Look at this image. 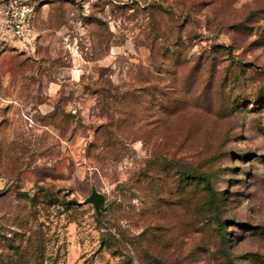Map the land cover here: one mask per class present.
Returning a JSON list of instances; mask_svg holds the SVG:
<instances>
[{"label":"rangeland","instance_id":"374dc122","mask_svg":"<svg viewBox=\"0 0 264 264\" xmlns=\"http://www.w3.org/2000/svg\"><path fill=\"white\" fill-rule=\"evenodd\" d=\"M33 1L0 43V264H219L216 208L264 264V0Z\"/></svg>","mask_w":264,"mask_h":264},{"label":"built area","instance_id":"2783aa9c","mask_svg":"<svg viewBox=\"0 0 264 264\" xmlns=\"http://www.w3.org/2000/svg\"><path fill=\"white\" fill-rule=\"evenodd\" d=\"M33 0H0V43L15 40L23 44L34 40Z\"/></svg>","mask_w":264,"mask_h":264},{"label":"trees","instance_id":"16d2710c","mask_svg":"<svg viewBox=\"0 0 264 264\" xmlns=\"http://www.w3.org/2000/svg\"><path fill=\"white\" fill-rule=\"evenodd\" d=\"M185 175L189 181L196 182V179H199V181H200V174H195V172L191 171L190 169L185 172ZM201 180H203L204 184H206V188L204 185H203V187L207 190L209 180H210V176L209 175H202ZM148 195H147V198H150L149 192H148ZM147 203H149V200H147ZM145 213H146V215L148 213L147 216H150L149 210H146ZM146 215H144V217L147 218ZM214 215H215V219H216L215 221H216V224L218 227L217 228L218 242H217L216 246H213L212 248H210V245H208V247H206L204 251L208 253L209 250H212V251L214 250L215 252H217V254L219 253L222 255L220 258H216L217 262L219 264H231L232 261L230 260V257L227 255V244H228V240L231 238L232 235L229 234L228 238H226V239L224 238L225 234L223 233V231L225 228L223 227V221H222L223 219L221 220L219 208L218 209L216 208ZM107 228L109 229V227H107ZM109 231H107V234L102 235L101 240H100V244L104 247L109 248L113 245H116L115 243H117V246L120 247L119 242H117V240H116V234L117 233H115V235H114L111 233L110 229H109ZM129 240L131 243L130 245H133V240H131V239H129ZM132 247H136V246L134 245ZM112 251H113V253H115L116 250H112Z\"/></svg>","mask_w":264,"mask_h":264},{"label":"water","instance_id":"95a60500","mask_svg":"<svg viewBox=\"0 0 264 264\" xmlns=\"http://www.w3.org/2000/svg\"><path fill=\"white\" fill-rule=\"evenodd\" d=\"M84 205H92L94 211L98 217L105 212L106 208L104 205V196L97 192L95 188H92L91 194L83 201Z\"/></svg>","mask_w":264,"mask_h":264}]
</instances>
